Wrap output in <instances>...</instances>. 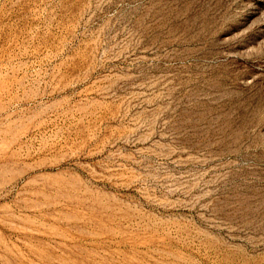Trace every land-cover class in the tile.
Here are the masks:
<instances>
[{
    "label": "rangeland",
    "instance_id": "obj_1",
    "mask_svg": "<svg viewBox=\"0 0 264 264\" xmlns=\"http://www.w3.org/2000/svg\"><path fill=\"white\" fill-rule=\"evenodd\" d=\"M0 264H264V0H0Z\"/></svg>",
    "mask_w": 264,
    "mask_h": 264
}]
</instances>
